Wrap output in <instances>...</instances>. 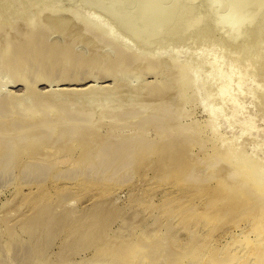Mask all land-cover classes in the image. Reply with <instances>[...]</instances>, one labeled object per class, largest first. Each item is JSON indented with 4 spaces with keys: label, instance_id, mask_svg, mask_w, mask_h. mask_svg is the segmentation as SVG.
Listing matches in <instances>:
<instances>
[{
    "label": "rangeland",
    "instance_id": "obj_1",
    "mask_svg": "<svg viewBox=\"0 0 264 264\" xmlns=\"http://www.w3.org/2000/svg\"><path fill=\"white\" fill-rule=\"evenodd\" d=\"M37 2L20 0L21 4H19V0H0V20L2 19L0 98L8 97V94L9 96L24 94L27 85L25 87L21 83H14L13 80L29 81L33 75L44 77L47 83L37 85L36 89L41 91L49 89L57 93L61 91L62 97L68 96L67 98L73 99L76 97V99L57 101L58 104L55 99L48 100L47 102L51 103L49 107L55 109L50 115L51 118L38 117V126L49 119L57 120L60 125L71 121L72 123L74 121V124L77 122L84 124L85 120L87 122L92 118L88 124L91 123L89 126H93L96 132L81 130V138L87 139L93 145L97 143L105 147L108 144V147L101 150L97 148L95 155H90L84 165H76L75 158L66 155V151H61L50 160L42 161L44 165L40 162L39 166L33 165L32 168H28L29 166L16 160L10 164L11 166H7L8 169H0V235L3 236L0 238H4L2 241L0 239V250H2L0 264H132L130 262L132 258L127 257L134 255L136 250H129L123 254L118 251L120 246H114L112 249V244L103 241L113 235L121 239L119 240L121 246H125L128 242L137 241L141 233L148 239L160 232L163 233L164 240H182L180 246L179 243L177 244L184 253L192 248V245L188 247L186 244L197 239L201 242L196 245L199 248L196 251L205 254L199 256L200 258L195 262L202 260L204 264L208 261L220 264L219 262L223 263V259L234 260L240 256L246 259L240 258L239 264L246 263L245 260L250 257L245 256H252L253 254L250 253L256 249H263L264 239L259 240V243L254 240L260 234L258 231L255 232L254 216L252 218L251 214L244 216L230 213L218 223L206 222L203 217L196 221L197 216L205 214L207 199L200 195L196 197L193 191L185 193L180 181L167 178L166 175L179 169V167L169 168L168 165H171L169 162L173 160L172 157L177 158L180 150L186 148L189 154H185L184 157L198 166L200 174L197 179L201 178L193 179V182L186 184L187 186L212 187L224 178L233 186L264 187V0H37ZM41 9L43 12L40 11ZM9 11L11 15L7 14ZM77 13L81 15V19L76 17ZM36 14L43 18L41 21H44V24L41 25L48 29L41 27L49 35L50 42L52 43V40L55 42L52 43L56 45L53 50L55 55L50 58L48 56L46 67L41 65L29 74V71L27 72L29 66L25 70L12 69L11 60L14 61V52L5 55L4 51L14 40L13 36L8 37L11 32L14 34V27L20 30V33L24 32L22 37L15 38L19 42L26 37L28 21ZM78 22L82 23L78 24ZM84 22L90 25L87 29L82 26ZM50 28L55 31L50 32ZM113 42L115 45H112ZM68 47L75 48V56L82 60L79 61V65L65 64L66 54L56 53L60 48ZM25 51L27 53L29 50ZM123 51L131 57H125L123 63H118L119 54ZM91 56L92 58L97 56L94 62ZM113 57L115 61H112ZM35 58L37 59H34L33 65L46 61L38 53H35ZM87 60H91L92 65L95 63L94 67L86 64L89 62ZM152 61L159 64L155 70L152 69L153 71L148 66ZM28 63L27 61V65ZM109 67L118 72L114 71L116 74H112ZM182 67L188 70L185 71ZM112 68L110 69L113 70ZM184 72L195 75L196 85L201 86L198 101L189 100L187 93L184 96L177 95L181 93L179 87L181 74ZM119 73L121 78L118 76ZM123 75L125 79L122 80ZM203 78L206 79V83L202 81ZM200 81L209 85L206 86L207 89ZM52 82L54 85L51 88ZM157 83L158 85H154ZM163 83L168 86L162 85ZM157 86L163 87V90H165L164 86L170 89L166 91L167 93H163L161 87L158 88L160 89L158 93L166 94V97L158 96L155 91ZM208 89H212L209 92L213 91L211 93L213 97L208 94ZM77 97H80L79 100ZM207 98L209 100L206 101ZM41 102L38 101L34 108L40 107ZM163 102L168 106L172 105L171 108L164 105L170 110L168 112H173V114L169 113L172 115L170 118H173L175 113L180 116L176 114L177 116L170 123L178 126L183 124L182 127L186 129L177 126L176 132L164 133L163 139L158 143L159 147L153 148L150 151L151 155L145 157L142 155L144 148L147 149V146L152 145L150 140L155 138L158 132L157 120H153L152 115L155 116L159 112L157 110L161 113L165 112ZM15 112L17 113L18 110L15 109ZM140 112L143 116L145 114L144 119L139 116ZM76 113L79 115L76 116ZM157 115H160V112ZM168 116L163 117L169 118ZM12 118L16 117L8 119ZM22 118L34 122L33 118ZM166 118L160 122L164 120L163 122L166 123ZM146 120L150 124L145 122ZM97 124L101 125L97 126ZM212 125H215L216 132L212 130ZM189 126L199 127L198 134L205 141H201L199 137L200 140L195 141L194 144L192 139H198L196 136L198 134L190 132ZM20 130L17 128L16 131ZM141 137L148 139L144 146H139L140 142L137 141L142 139ZM16 143L21 145V141ZM167 144L171 145L172 151L167 149L165 159H158L159 152ZM214 146L216 148L220 146V152L223 153L219 156L222 163L218 158L215 167V164L210 166L205 160V152L213 155ZM102 151L110 155L106 156V153H103L102 156ZM226 152L229 156H224ZM169 155L171 156L168 161ZM113 156L118 157L113 158ZM102 158L107 159L105 164H103L105 159L101 160ZM201 159L206 162L200 163ZM100 162L102 163L99 164ZM46 168L51 169L43 173V169L47 170ZM236 175L239 178H236ZM243 182L247 187L242 186ZM262 197L260 200L264 201V195ZM193 206L197 210H194ZM188 211L189 213H186ZM39 215L43 218L37 217ZM46 219L47 221L44 222ZM28 221L38 223L34 222L31 225L32 223H27ZM189 228L192 229L194 237L189 235ZM71 233L72 235H69ZM108 241L112 243V240ZM224 244L225 247L221 249ZM242 249L244 252L241 251ZM248 249L252 252L249 253ZM173 251L176 254L177 251ZM150 252L152 253V250ZM175 254L173 252L170 255V252H167L161 255L169 256L168 260L163 259L168 262L175 257ZM138 255L145 254L141 251ZM177 256L183 257L180 254ZM13 257L16 259L14 260ZM230 262L233 261L229 259L225 264ZM260 262L259 264H264L263 260ZM152 263L159 262H153L151 259L144 261V264Z\"/></svg>",
    "mask_w": 264,
    "mask_h": 264
},
{
    "label": "bare ground",
    "instance_id": "obj_2",
    "mask_svg": "<svg viewBox=\"0 0 264 264\" xmlns=\"http://www.w3.org/2000/svg\"><path fill=\"white\" fill-rule=\"evenodd\" d=\"M5 1H7V0H5ZM18 1V0H17ZM36 2H37V0H35ZM41 1V0H40ZM13 2H15V1H13ZM12 2V3H13ZM24 2H25V0H24ZM40 3V2H39ZM6 4H7V2H6ZM15 4H16V2H15ZM19 4H21L20 3V0H19ZM36 4H38V2L36 3ZM44 4V3H43ZM8 5H10V6H12V4H8ZM42 5V4H41ZM36 6V5H35ZM38 7H39V4L37 5ZM42 6H44V5H42ZM42 6H40V7H42ZM9 8V7H8ZM160 8V7H159ZM10 9H12V8H10ZM13 10H14V8H13ZM38 10V9H37ZM40 11H42V9L40 10ZM43 12V11H42ZM6 13V12H5ZM10 13V11L7 13V14H9ZM36 13V12H35ZM38 13H41V12H38ZM12 13H10V15H11ZM43 16V15H42ZM5 17H6V15H5ZM36 17V18H35ZM35 17H33V18H31V19H29V21H28V23H29V26H28V28L27 27H25V28H27L28 30L26 31V33L27 34H25V36L26 37H24L23 38V40H21V41H16L15 40V38L16 37H22L23 35H24V32L23 33H20L19 31L20 30H18V29H15V27H14V29H15V31H14V29H13V32H14V34L11 32V34H9L8 35V37H10V36H13L12 38L14 39L13 41H11L9 44H8V46H7V48H6V50L4 51L5 52V55H7V54H10V52H14L13 54H14V61L13 60H11L12 62H13V68L12 69H15V68H19V69H26L27 68V66H29L30 67V69L29 70H27V72L29 71V74H32L33 73V71H34V69H36V68H38L39 66H41L42 65V67H46L47 65H48V61H47V58H48V56H49V58L51 57V56H53V55H55L54 54V52H53V50H55L54 48H55V46L56 45H53L52 43H55V42H53V40H52V43L50 42V40H49V38H48V36L49 35H47V33H46V31L45 30H43V29H48V28H44L41 24H44L43 22L44 21H41V18L42 17H40V15L39 14H36L35 15ZM76 17L77 18H79V19H81L80 17H81V15L80 14H76ZM7 18V17H6ZM72 18V17H71ZM84 18V17H83ZM237 18V17H236ZM43 19V18H42ZM2 20V19H1ZM1 20H0V22H1ZM17 20V19H16ZM59 20V19H58ZM90 21V20H89ZM4 22V21H3ZM47 23V22H46ZM65 23V22H64ZM80 23H82V22H78V24H80ZM85 24L84 25H82V26H84V27H86V29L90 26L89 24H88V22H84ZM92 23V22H91ZM77 24V25H78ZM47 25V24H46ZM25 26H27V24H25ZM43 27V29H42V27ZM13 27V26H12ZM50 27V26H49ZM53 27H55V26H53ZM60 27V26H59ZM83 27V28H84ZM24 28V29H25ZM61 28V27H60ZM9 29V28H8ZM7 29V30H8ZM51 29V28H50ZM26 30V29H25ZM52 30V29H51ZM49 30L50 32H54L55 30ZM89 30V29H88ZM49 32V33H50ZM92 32H93V30H92ZM7 33V32H6ZM48 33V34H49ZM95 33H99V32H95ZM50 34H52V33H50ZM3 35H5V33H3ZM95 35V34H94ZM262 35V34H261ZM97 36H99V34L97 35ZM101 36V35H100ZM52 37V36H51ZM75 37V36H74ZM74 37H72V38H74ZM27 38H29V39H27ZM93 38V37H92ZM70 39V38H69ZM107 39V38H106ZM88 40V39H87ZM55 41V40H54ZM65 41H66V39H65ZM65 41H62V42H65ZM70 42V41H69ZM59 43H61V42H59ZM58 43V44H59ZM61 44H64V43H61ZM112 44V43H111ZM109 45H110V43H109ZM112 45H115V43L113 42V44ZM117 46V45H116ZM115 46V47H116ZM125 46V45H124ZM62 47H64V46H62ZM75 47V46H74ZM113 48V47H112ZM29 50L27 53H26V51L25 50ZM61 49V48H60ZM59 49V50H60ZM64 49V51H62ZM63 49H61V52L59 51V50H57L56 51V53H59V55H64V54H66V60H65V64H72V63H76L75 65L77 66V65H79L80 64V62L79 61H82V60H79L78 58H77V56H75L76 54L74 53L75 51H74V49H72V48H63ZM66 49H68V50H66ZM96 50V49H95ZM95 50H93V51H95ZM92 52V51H91ZM35 53H38V55H42L43 56V58L46 60V61H42L41 62V64H38V65H33L32 63H34V59H37V58H35ZM79 53V52H78ZM94 53V52H93ZM92 53V54H93ZM96 53H98L97 51H96ZM132 53H133V51H132ZM29 54V55H28ZM49 54V55H48ZM71 54V55H70ZM100 54V53H99ZM31 55V58H29V56ZM120 56H119V58L117 59V57H116V59H117V62L118 63H123V61H124V58L125 57H131V56H129V54H127V52H125V51H123L121 54H119ZM57 56V55H56ZM71 56V57H70ZM93 56V55H92ZM92 56H91V58H92ZM9 57H11V56H9ZM89 57V56H88ZM95 57H97V56H95ZM95 57H93L92 59V61L94 62V59H96ZM102 57V56H101ZM142 57H144V56H142ZM8 58V57H7ZM29 58V59H28ZM84 58V57H83ZM115 57H113V59H114ZM6 59V58H5ZM127 59V58H126ZM160 59V58H159ZM158 59V60H159ZM165 59V58H164ZM193 59V58H192ZM84 60H86V59H84ZM100 60V59H99ZM98 60V61H99ZM163 60V59H162ZM166 60V59H165ZM169 60V59H168ZM198 60V59H197ZM196 60V61H197ZM200 60V59H199ZM27 61L29 62L28 63V65H27ZM87 61H89L88 63L86 62V64H89V66L90 65H92L93 63H90V61L91 60H87ZM112 61H115V59L114 60H112ZM131 61V60H130ZM192 61V60H191ZM195 61V60H194ZM201 61V60H200ZM100 63L102 62V61H99ZM111 62V61H110ZM166 62V61H165ZM168 62V61H167ZM172 62V61H171ZM10 63V62H9ZM125 63V62H124ZM149 63V62H148ZM192 63V62H191ZM195 63V62H194ZM203 63V62H202ZM140 64V63H139ZM151 64V65H150ZM158 63L157 62H155V61H152L151 63H149L148 64V66H150L149 68H151L150 70L151 71H153L152 69H156V67L159 65H157ZM162 64V63H161ZM172 64V63H171ZM186 64V63H185ZM94 65H95V63H94ZM94 65H92L93 67H94ZM97 65V64H96ZM193 65V64H192ZM191 65V66H192ZM195 65V64H194ZM91 66V67H92ZM101 66V65H100ZM177 66V65H176ZM202 66H203V64H202ZM83 67V66H82ZM165 67V66H164ZM177 67H181V66H177ZM185 67H187V66H185ZM185 67H182L184 70H185ZM110 68H112V67H109V70H110V72H112V74H116L115 72L117 71H115L114 70V68H112L113 70H111ZM160 68V67H159ZM159 68H157V69H159ZM117 69V68H116ZM127 69V68H126ZM178 70V69H177ZM188 70V68L185 70V71H187ZM199 70H200V68H199ZM115 71V72H114ZM128 71V70H127ZM126 71V72H127ZM195 71V70H194ZM194 71H191V72H194ZM118 72V71H117ZM170 72V71H169ZM190 72V71H189ZM122 73V72H121ZM174 73V72H173ZM184 73H187V72H184ZM181 74L182 76H181V86L179 87V88H181V93H178L177 91H176V93H178L177 95H179V94H182L183 96L187 93L188 95H189V100H191L192 102L193 101H195V100H197L198 101V99H199V97H198V94L200 93V88L199 87H201V86H197L196 85V76L195 75H193L192 73H187V74ZM28 74V76H30ZM120 74V73H119ZM123 74V73H122ZM175 74H177V73H175ZM194 74H196V73H194ZM154 75V74H153ZM120 78H121V74L120 75H118ZM126 76V75H125ZM118 77V78H119ZM175 77V76H174ZM119 78V79H120ZM198 78V77H197ZM117 79V78H116ZM123 79H125L124 78V75H123V77H122V80ZM180 79V78H179ZM204 80V82H205V78H203L202 79V81ZM126 81V80H125ZM202 81H200V83H203V85L205 86V89H207L206 88V84H204V82H202ZM13 82L14 83H18V84H23V85H25V87H26V85H27V87H26V91L24 92V94H22V95H19V96H16L15 94L13 95V94H10V96H9V94H8V97L6 96V97H1L0 98V169H4V170H6V169H8L7 168V166L9 167V166H11L10 164H12L14 161H16V160H19L22 164H25V165H27V167L28 168H32V166L33 165H38L39 166V164H40V162H41V164H43L44 165V163H42V161H44V160H50V158H52V157H55V155H57V152H61V151H66L65 153H66V155H69V157H72V158H75L74 160H77V163H76V165L77 164H80V165H84L86 162H87V158L90 156V155H92V154H94L95 155V150H97V148H100V150L101 149H107V147H108V144H106L107 146H99L97 143L96 144H91V143H89L88 142V140L87 139H83V138H81V130H83V132L85 131L84 129H86V131H88V132H92V131H94L93 130V126H89V125H91V123H89L88 124V121L86 122V120H85V123L83 124V123H76V124H74V121H73V123H72V121L70 122V123H66V124H58V122H57V120H51V119H49L48 121H44L40 126H38V123H37V119H38V117H41V116H43L44 117V119H46V118H51L50 117V115H51V113L53 112V109H55L54 107H49L50 105L49 104H51V103H48L50 100H53V99H55V101H56V103H57V101H62V102H64V100H71V99H73V98H67V97H62L61 96V94H63V92H59V93H57V91H54V90H52V91H49V89L48 90H46V91H48V92H46V91H41V90H39V89H36L35 87L37 86V85H42V84H46L47 83V81H45V78L44 77H39V76H32V77H30V80L28 81L27 79H23V80H18V81H16V80H13ZM76 82V81H75ZM96 82V81H95ZM71 83V82H70ZM124 83V82H123ZM162 83V82H161ZM206 83V82H205ZM126 84H128V83H126ZM208 84V83H207ZM54 84H53V82L50 84V87L52 88V86H53ZM130 85V84H129ZM154 85H158V83L157 84H154ZM162 85H167V84H162ZM180 85V84H179ZM202 85V86H203ZM168 86V85H167ZM209 86V85H208ZM207 86V87H208ZM91 87V86H90ZM93 87V86H92ZM91 87V88H92ZM161 86H157V88H155V89H157V90H155L157 93H158V91H160V89H158V88H160ZM87 88H89L88 87V85H87ZM147 88H149V87H147ZM163 87H161V89H162ZM125 89V88H124ZM164 89L165 90H163V91H161V92H166L167 90H168V87H166V86H164ZM209 90H212V89H208V94L210 93H213V91L212 92H209ZM5 91V90H4ZM77 91V90H76ZM168 91H170V89L168 90ZM180 91V90H179ZM97 92H99V91H97ZM141 92V91H140ZM142 92H144V91H142ZM203 92H205V91H203ZM207 92V91H206ZM79 93V92H78ZM81 93V92H80ZM160 93V92H159ZM158 93V94H159ZM167 93V92H166ZM172 93V92H171ZM176 93H175V95H176ZM138 94V93H137ZM209 94V95H210ZM4 95V94H3ZM99 95V94H98ZM139 95V94H138ZM157 95V94H156ZM165 95V97L167 96L166 94H164ZM164 95H158L159 97H161V98H163V96ZM182 95H180V96H182ZM147 96H149V95H147ZM146 96V97H147ZM170 96V95H169ZM180 96H178V97H180ZM211 96H212V94H211ZM214 96V95H213ZM212 96V97H213ZM98 97V96H97ZM154 97V96H153ZM75 99H76V97H74ZM79 98L80 97H77V100H79ZM170 98H171V96H170ZM170 98H169V100H170ZM182 98V97H181ZM208 98H209V96H208ZM206 99V101L207 100H209V99ZM75 99H73V101L75 100ZM166 99H168V97L166 98ZM213 98H211V101L213 102V100H212ZM49 100V101H48ZM76 100V101H77ZM144 100V99H143ZM163 100V99H162ZM169 100H167V101H169ZM24 101H30L29 102V104L27 103V102H25L24 103ZM38 101H42L41 102V104H40V107L38 106V108L36 109V108H34V107H36L37 105V102ZM48 101V102H47ZM155 101V100H154ZM156 101H158V100H156ZM164 101V100H163ZM177 101V100H176ZM211 101L209 102V103H211ZM70 102V101H69ZM127 102V101H126ZM178 102V101H177ZM59 103V102H58ZM57 103V104H58ZM162 103V102H161ZM164 104H163V107H164V105L167 107L168 105L165 103V102H163ZM168 103H170V102H168ZM206 104H207V102H205ZM144 104V103H143ZM156 104V103H155ZM183 104V103H182ZM181 104V105H182ZM25 106V107H23V106ZM205 105V104H204ZM215 105V104H214ZM153 106V105H152ZM171 106L172 105H170V106H168L169 108H171ZM158 107V106H157ZM161 107V106H160ZM166 107H164L163 108V111H165V112H167V114H165V112H162L161 113V111L160 110H157V111H159L160 112V115H157V113H159V112H157L156 113V115L154 116V115H152L153 116V120H157V130H158V132H157V136L155 137V138H152V140H150V141H152V145H150V146H147V145H145V146H147L148 148L147 149H145L144 148V152L142 153V155L143 156H145V157H149L150 155H151V150L153 149V148H157V146H158V143H159V141L160 140H162L163 139V134L164 133H166V132H169L170 134L171 133H174V132H176L175 130L176 129H178L177 128V126L178 125H174V124H172V123H170V121L172 122L175 118V116H177L178 115V117H180L179 116V114H177V113H175V115H174V117L173 118H170V117H172V115H169V113H172L173 114V112H168V111H170V110H167V108ZM140 108V107H139ZM166 108V109H165ZM181 108V107H180ZM215 108V107H214ZM15 109L16 110H18V112L16 113L15 112ZM64 109V108H63ZM178 109V108H177ZM155 110V111H156ZM218 110V109H217ZM216 110V112H218ZM63 111V110H62ZM183 111V110H182ZM212 111V110H211ZM143 112V111H142ZM151 113H152V110L150 111ZM149 112V114H151ZM177 112V111H176ZM184 113H185V111H183ZM215 112V113H216ZM141 113V112H140ZM143 113H147L146 111L145 112H143ZM143 113H141L139 116L140 117H142V119H144L145 117V114H144V116H143ZM182 113V112H181ZM212 113V112H211ZM219 113V112H218ZM77 114V113H76ZM177 114V115H176ZM189 114V113H188ZM212 114H214V113H212ZM79 114H77L76 116H78ZM113 115V114H112ZM164 115H166V116H168L169 118H166V117H163ZM215 115V114H214ZM93 116H95V114L93 115ZM109 116V115H108ZM147 116V115H146ZM152 116H150L151 118H152ZM157 116V117H156ZM9 117H16V118H12V119H8ZM18 117V118H17ZM20 117V118H19ZM22 117H30V118H33L34 119V122H29V121H27L26 119H24V118H22ZM68 117H71V116H68ZM178 117H177V119H178ZM184 117H185V115H184ZM212 117H213V115H212ZM4 118H6V120H4ZM59 118V117H58ZM75 117H73V119H74ZM167 119L166 120V123L165 122H160L162 119ZM182 118V117H181ZM180 118V119H181ZM225 118H227V117H225ZM92 118H90V121H92L91 120ZM103 119V118H102ZM150 119V118H149ZM176 119V121L178 122V120ZM188 119V118H187ZM220 119V118H219ZM70 120V119H69ZM89 121V122H90ZM144 121V120H143ZM100 122H101V120H100ZM145 122H148L147 120L145 121ZM151 122V121H150ZM149 123V122H148ZM161 123V124H160ZM174 123H176V122H174ZM131 124V123H130ZM142 124V123H141ZM145 124V123H144ZM150 124V123H149ZM212 124V123H211ZM214 124V123H213ZM98 125H101V124H97V126ZM182 125L183 124H181L180 126H178L179 128L181 127V128H184V127H182ZM38 126V127H37ZM84 126H86L87 128H85ZM184 126H187L188 127V125H184ZM211 126V125H210ZM215 125H212V130L213 131H215V130H217L215 127H214ZM89 127V128H88ZM100 127V126H99ZM99 127H97V128H99ZM190 127V129L191 130H189L190 132H193V133H195V135L196 134H198V132L200 131L199 130V127H192V126H189ZM16 128V129H15ZM17 128H20L21 130L20 131H16L17 130ZM220 128V127H219ZM38 129V130H37ZM89 129V130H88ZM142 129V128H141ZM184 129H186V128H184ZM184 129H182V130H184ZM12 131V132H11ZM94 132H96V130L94 131ZM216 132V131H215ZM139 135H141V134H139ZM207 135V134H206ZM83 136V135H82ZM87 136V135H86ZM176 136V135H175ZM197 137H198V139L196 138H190V139H192V140H194V144H196L195 143V141H197V140H200L199 139V134L198 135H196ZM195 136V137H196ZM109 138H112L111 136H108ZM192 137V136H191ZM142 139H138L137 141H139L140 142V144H142V145H140L139 144V146H144L143 144L145 143V141H147L148 139H146V138H143V137H141ZM201 138V137H200ZM132 139V138H131ZM144 139V140H143ZM168 139H170V138H168ZM173 140V139H172ZM211 140V139H210ZM16 141L18 142V141H21V145L20 144H17L16 143ZM183 141V140H182ZM185 141H187V142H190V141H188V140H185ZM201 141H205L203 138H201ZM37 142H40L39 144H36ZM174 142V141H173ZM173 142H171V145L173 144ZM198 142H200V141H198ZM99 143V142H98ZM184 143V142H183ZM105 144V143H104ZM136 144V143H135ZM200 144V143H199ZM160 145V144H159ZM163 145V144H162ZM171 145H169V144H167V146H165V148H162V150L159 152V156H158V159H160V160H163V159H165V157H166V154H167V151L168 150H170V151H172V149L170 148L171 147ZM161 146V145H160ZM201 146V145H200ZM202 146H203V144H202ZM204 146H206V145H204ZM224 146V145H223ZM159 147V146H158ZM174 147V146H173ZM172 147V148H173ZM179 147V146H178ZM131 148H133V147H131ZM203 147H201V149H202ZM110 149V148H109ZM168 149V150H167ZM203 149H205V148H203ZM132 150V149H131ZM183 150V151H182ZM182 150H180V152L178 153V156H176L177 158H175L174 159V157H172L173 158V160H171L169 163H171V165H168L169 166V168H171V167H173V168H175V167H179V169H177L176 171H174V172H171V173H169L168 175H166V177L167 178H172V179H176V180H178V181H180L181 182V188H182V190L185 192V193H191L192 191L194 192V194L195 195H197L196 197H198L199 195L201 196V197H203V198H205V199H207V203L205 204V214H201L200 216H197L196 218V221H199L198 219H201V217H203V219H206L207 221L206 222H209V223H211V222H215V223H218L219 221H221L223 218H225L226 216H228L230 213H237V214H241V215H252V218H253V216H254V218H253V220H254V222H255V226H256V231L255 232H260V234H258L257 236H256V238H254V240H256L257 241V243H259L258 241L260 240H263L264 239V237L262 238V236H264V235H262V234H264V201L263 200H260L261 198H263L262 196L264 195V187L262 186H259V187H255V186H249V184H248V186L249 187H247L246 185H244V182L242 183L243 185L242 186H246L247 188H245V187H238V186H233V185H231L230 183H228L227 182V180L226 179H221V180H219V182H218V184L217 185H215V186H212V187H207V185H205V186H187L186 184H188L189 182L191 183V182H193V179L194 180H200V179H197L198 177L197 176H199V174H200V170L197 168L198 166L197 165H195L193 162H191L190 160L188 161L187 160V158L186 157H184L185 156V154H187L188 153V151H187V149L185 148V149H182ZM210 150V149H209ZM213 150H214V152H213V155L212 154H210L209 155V153H207V152H205V160H207V162L210 164V166H212V164H215L216 163V160L219 158V156L220 155H223V153L222 152H220V146L218 147V148H216L215 146L213 147ZM229 150V149H228ZM105 151V150H104ZM202 151V150H201ZM223 151V150H222ZM109 152V151H108ZM166 152V153H165ZM103 153H106V152H103L102 151V156H104L103 155ZM132 153V152H131ZM172 153V152H171ZM199 153V152H198ZM230 153V152H229ZM228 153V154H229ZM138 154V153H137ZM168 154H170V153H168ZM189 154V153H188ZM101 155H99V156H101ZM106 156H108V155H110V154H108L107 155V153L105 154ZM115 155V154H114ZM141 155V154H140ZM141 155V156H142ZM177 155V154H176ZM193 155V154H192ZM227 155V152H226V154L224 155V156H226ZM97 156V155H96ZM101 156V157H102ZM170 156L171 155H169V158H168V161L170 160ZM223 156V157H224ZM227 156H229V155H227ZM231 156V155H230ZM95 157V156H94ZM101 157H99V158H101ZM116 157H118V156H116ZM116 157H114L113 156V158H116ZM121 157V156H120ZM196 157V156H195ZM222 157V158H223ZM66 158V157H65ZM90 158V157H89ZM96 158V157H95ZM106 158H110V157H106ZM152 158V157H151ZM194 158V157H193ZM226 158V157H225ZM66 159H68V158H66ZM103 159H105V158H102L101 160H103ZM221 158H219L218 160H220ZM69 160V159H68ZM97 160H100V159H97ZM113 160V159H112ZM204 159H201V162L200 163H203L204 161H205ZM233 160V159H232ZM64 161V160H63ZM67 161V160H66ZM86 161V162H85ZM105 161H107V159H105L104 160V163L103 164H105ZM109 161V160H108ZM206 162V161H205ZM220 163H222L221 162V160L219 161ZM236 162V161H235ZM50 163H52V162H50ZM102 162H100L99 164H101ZM109 163V162H108ZM199 163V164H200ZM218 163V162H217ZM46 164V163H45ZM70 164V163H69ZM49 165V164H48ZM56 165V164H55ZM70 165H72V164H70ZM217 164H215L214 165V167L216 166ZM224 165V164H223ZM232 165V164H231ZM37 166V167H38ZM52 166V165H51ZM57 166H59V165H57ZM79 166V165H78ZM104 166V165H103ZM166 166V165H165ZM208 166V165H207ZM225 166V165H224ZM44 167V166H43ZM105 167H107V166H105ZM39 168H41V167H39ZM85 168V167H84ZM91 168H92V166H91ZM168 168V167H167ZM219 168V167H218ZM47 170H45V169H43V173H46L47 171H49L50 169H48V168H46ZM101 169V168H100ZM103 169V168H102ZM209 169V168H208ZM212 169H214V168H212ZM222 169V168H221ZM28 170V169H27ZM32 170V169H31ZM36 170V169H35ZM44 170H45V172H44ZM76 170V169H75ZM92 171H93V168L91 169ZM108 170H110V169H108ZM108 170H107V172H108ZM131 170V169H130ZM216 170H219V169H216ZM223 170V169H222ZM26 171V170H25ZM32 171H34V170H32ZM207 171V170H206ZM228 171V170H227ZM69 172V171H68ZM68 172H67V175H69L68 174ZM83 172V171H82ZM202 172V171H201ZM219 172V171H218ZM41 173V172H40ZM120 173V172H119ZM223 173V172H222ZM23 174V173H22ZM87 174V173H86ZM97 174V173H96ZM121 174V173H120ZM202 174V173H201ZM217 174V173H216ZM27 176H28V173L26 174ZM48 175V174H47ZM88 175V174H87ZM98 175V174H97ZM103 175H105L104 174V171H103ZM103 175H100V176H103ZM112 175H114V173H112ZM115 175H116V173H115ZM215 175V174H214ZM73 176V175H72ZM76 176H78V175H76ZM83 176V175H82ZM100 176H98V177H100ZM206 176H208V174H206ZM210 176H212V174H210ZM220 176V175H219ZM219 176H217V177H219ZM224 176H226V175H224ZM48 177V176H47ZM53 177V176H52ZM127 177V176H126ZM132 177V176H131ZM67 178H69V177H67ZM111 178V177H110ZM116 178V177H115ZM212 178V177H211ZM227 178H229V177H227ZM236 178H239V176H237L236 175ZM58 179V178H57ZM91 179V178H90ZM192 179V181H190ZM203 179H205V178H203ZM208 179V178H207ZM213 179V178H212ZM211 179V180H212ZM219 179V178H218ZM232 179V178H231ZM233 179H234V177H233ZM99 180V179H98ZM101 180V179H100ZM113 179H111V181H112ZM115 180H118V179H115ZM92 181V180H91ZM202 181V180H201ZM240 181V180H239ZM93 182V181H92ZM100 182V181H99ZM122 182V181H121ZM195 182H197V181H195ZM211 182V181H210ZM110 183V182H109ZM203 183H206V181L204 182L203 181ZM98 184V183H97ZM121 184V183H120ZM162 184V183H161ZM87 185V184H86ZM191 185V184H190ZM238 185V184H237ZM109 188V187H108ZM173 188V187H172ZM110 189V188H109ZM194 189V190H193ZM50 191V190H49ZM106 191V190H105ZM190 196V195H189ZM261 197V198H260ZM150 198V197H149ZM163 198V197H162ZM46 199H48V198H46ZM45 199V200H46ZM161 199V198H160ZM170 200V199H169ZM39 201V200H38ZM37 201V202H38ZM172 204V203H171ZM175 204V203H174ZM178 204V203H177ZM175 206V205H174ZM194 207V210H197V209H195V206H193ZM199 207V206H198ZM45 208V207H44ZM49 208V207H48ZM48 208H46V209H48ZM150 208V207H149ZM152 208H154V207H152ZM178 210V209H177ZM190 210V209H189ZM202 210V209H201ZM34 212V211H33ZM191 213H192V211H190ZM197 212V211H196ZM37 213V212H36ZM173 213H175L174 211H173ZM186 213H189V211L188 212H186ZM194 214H197V213H194ZM46 215V214H45ZM183 215V214H182ZM179 216H181V215H179ZM179 216H177V217H179ZM194 216V215H193ZM193 216H191L192 218H193ZM34 217H35V215H34ZM37 217H40V218H43L42 216H37ZM53 217V216H52ZM88 217V216H87ZM191 217H189V218H191ZM240 217V216H239ZM36 219V218H35ZM188 219V218H187ZM38 220V219H37ZM191 220H193V219H191ZM47 221V219L44 221V222H46ZM51 221V220H50ZM183 221H186V220H183ZM236 220H234V223H236L235 222ZM29 222H31V221H28L27 223H29ZM34 222H36V221H32L30 224L31 225H33L34 224ZM41 222V221H40ZM205 222V223H206ZM36 223H38V222H36ZM72 223V222H71ZM88 223V222H87ZM198 223V222H197ZM197 223L195 224L196 226H197ZM221 223V222H220ZM7 224V223H6ZM75 224V223H74ZM183 224H187V223H183ZM208 224V223H207ZM30 225V226H31ZM68 225H70V224H68ZM79 225V224H78ZM96 225V224H95ZM181 225H182V223H181ZM194 225V226H195ZM205 225V224H204ZM25 226H28V225H25ZM182 226H185V225H182ZM13 226L11 225V228H12ZM190 227V226H189ZM94 228H96V227H94ZM192 228V227H191ZM203 228V227H202ZM210 228H212V227H210ZM77 229V228H76ZM91 228H89V230H90ZM174 229V228H173ZM190 229V228H189ZM217 229V228H216ZM8 230V229H7ZM254 230H255V228H254ZM1 231V230H0ZM73 232V231H72ZM78 232H80V233H82L81 231H78ZM170 232V231H169ZM193 232H194V230H193ZM245 232V231H244ZM249 232V231H248ZM8 233H9V231H8ZM101 233V232H100ZM10 234H12V233H10ZM213 234V233H212ZM245 234V233H244ZM3 235V234H2ZM69 235H72V233L71 234H69ZM90 235V234H89ZM143 234L141 233L140 234V236H138V240L137 241H135V242H128L125 246H121L120 244H122V243H120V241L119 240H121L120 238H118V237H114L113 235H112V237H110V238H108L107 240H105V241H103V242H107V244L109 243V244H112V249H113V247L114 246H120V247H118V251L120 252V253H123V254H125L124 252H127V251H132V250H136V252H135V254L134 255H132V256H130V257H127V258H132V259H130V262H132V264H144V261L146 260V259H151L153 262H156V261H158L160 264H199L200 262H202L203 264H204V262L202 261V260H199V261H197V262H195L198 258H200L202 255H204L205 254V252H202L201 254H200V252L199 251H196V250H198L199 248L197 247L200 243L199 242H201V241H197V239H194V240H196V241H193V242H188V243H190V244H186V245H188V247H190L191 245H192V248H190L186 253H184V251H182V249L179 247L181 244V241L182 240H174V241H172V240H164L163 239V237H162V235H163V233H158L157 235H154V236H151V238L150 239H148V238H145V237H143L142 236ZM169 235H170V233H169ZM189 235L190 236H192L193 235V237L195 236L194 235V233H192V229H190V231H189ZM207 235V234H206ZM1 236V235H0ZM12 236V235H11ZM10 236V237H11ZM94 236V235H93ZM203 236V235H202ZM239 236V235H238ZM242 236H244V235H242ZM1 237H3V236H1ZM97 236H95V238H96ZM141 237V238H140ZM162 237V238H161ZM161 238V239H160ZM170 238V237H169ZM1 239V238H0ZM2 239H4V238H2ZM2 239H1V241H2ZM64 239V238H63ZM160 239V240H159ZM219 240L221 239V237L220 238H218ZM218 239H216V240H218ZM66 240V239H65ZM96 240V239H95ZM108 240H112V243H110V241H108ZM199 240V239H198ZM0 241V242H1ZM64 242V241H63ZM68 242H70V241H68ZM255 242V241H254ZM177 243H179V246H178V244ZM214 243H217V242H214ZM247 243V242H246ZM252 243V242H251ZM250 243V244H251ZM262 243V242H261ZM16 244H18V243H16ZM15 244V245H16ZM40 244V243H39ZM38 244V245H39ZM42 244V243H41ZM64 244V243H63ZM123 244H125V243H123ZM198 244V245H197ZM229 244V243H228ZM241 244V243H240ZM239 244V245H240ZM244 244V243H243ZM255 244H256V242H255ZM21 245V244H20ZM23 245V244H22ZM21 245V246H22ZM25 245V244H24ZM35 245L37 246V244L35 243ZM104 245H106V244H104ZM197 245V246H196ZM258 245V244H257ZM261 245V244H260ZM40 246V245H39ZM227 246V245H226ZM244 246V245H243ZM11 247V246H10ZM18 247H19V245H18ZM26 247V246H25ZM32 247V246H31ZM38 247V246H37ZM45 247V246H44ZM108 247V246H107ZM225 247V244L223 245V247L221 248V249H223ZM23 248V247H22ZM30 248V247H29ZM117 248V247H116ZM183 248V247H182ZM15 249V248H14ZM14 249H12V250H14ZM25 249V248H24ZM37 250V249H36ZM152 250V253L150 252ZM173 250H176L177 252H176V254H175V251H173ZM231 250V249H230ZM249 250V249H248ZM260 250V251H259ZM5 251V250H4ZM29 251V250H28ZM35 251V250H34ZM144 252V254L145 255H138L140 252ZM224 251V250H223ZM242 252H244L243 251V249L241 250ZM0 252H2V250H0ZM25 252V251H24ZM37 252V251H36ZM64 252V251H63ZM116 252V251H115ZM162 252V253H161ZM169 253L170 252V255L171 254H173V252H174V254H175V257L172 259H170V261H168V262H165V260H168V258H170L169 256H165V257H163L161 254H163V253ZM245 252H247V254H249L250 252H252V251H250L249 250V253H248V251H245ZM8 252H6V254H7ZM30 253V252H29ZM3 254V253H2ZM178 254H180V255H183V257L182 256H180V257H178L177 255ZM227 254H228V252H227ZM243 254H245V253H243ZM250 254H253L252 256L251 255H249V256H245V257H250V259L248 258L247 260H245L246 261V263H243V262H241V264L243 263V264H259V262L260 261H264V248L263 249H256V251H253L252 253H250ZM10 255H12L11 253H10ZM185 255V256H184ZM238 255V254H237ZM236 255V256H237ZM3 256H7V255H3ZM200 256V257H199ZM239 256V255H238ZM114 257V256H113ZM227 257H228V255H227ZM232 257V256H231ZM244 257V256H243ZM242 256H240V258H242L243 260L244 259H246V258H243ZM14 258V260L16 259L15 257H13ZM29 258V257H28ZM34 258V257H33ZM240 258H238V259H234V260H232L231 258H229L231 261H233V262H235V260H237L234 264H239V259ZM6 259H8V258H6ZM160 259H162V260H160ZM163 259H165V260H163ZM201 259H203V258H201ZM217 259V258H216ZM223 259V258H222ZM229 259H228V261H226V260H224L223 259V263L222 262H219L220 264H225V262H229ZM8 260H10V259H8ZM23 260V259H22ZM112 260V259H111ZM3 261H5V259H3ZM37 261V260H36ZM56 261V260H55ZM124 262H125V260H123ZM160 261H163V262H165V263H161ZM14 262V261H13ZM95 262V261H94ZM233 262H230V264L231 263H233ZM9 263V262H8ZM18 263V262H17ZM25 263V262H24ZM159 263H156V264H159ZM206 263V262H205ZM217 262H214L213 263V261H208L207 262V264H216ZM261 263V262H260ZM20 264V263H19ZM32 264H34V263H32ZM39 264V263H38ZM115 264V263H114ZM153 264V263H152ZM155 264V263H154ZM228 264V263H227Z\"/></svg>",
    "mask_w": 264,
    "mask_h": 264
}]
</instances>
